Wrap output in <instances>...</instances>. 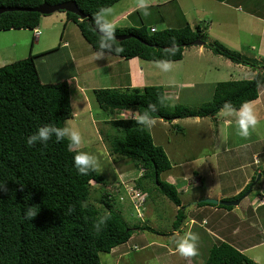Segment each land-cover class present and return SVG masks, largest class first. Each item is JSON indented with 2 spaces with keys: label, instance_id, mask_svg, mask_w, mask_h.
<instances>
[{
  "label": "trees",
  "instance_id": "16d2710c",
  "mask_svg": "<svg viewBox=\"0 0 264 264\" xmlns=\"http://www.w3.org/2000/svg\"><path fill=\"white\" fill-rule=\"evenodd\" d=\"M69 1H75L85 17L65 12L67 22L76 24L97 52L100 36L94 26V15L122 0H0V8L31 9L43 3L59 5ZM43 17L29 11L0 14V32L34 30ZM151 28H116V36L132 37L115 40L114 46L123 49L119 54H106L128 60L176 62L183 59L185 50L196 40L204 38L200 29L194 31L189 25L154 33ZM206 47L215 55L250 67L254 77L218 82L212 100L197 109L178 104L170 111L163 86L93 92L106 114L138 115L107 122L115 130L109 151L139 163L136 165L144 173L137 179L138 189L146 192L144 181L152 180L157 191L179 207L175 230L181 229L187 206L182 205L176 185L161 179L162 173L172 168L165 149L155 144L150 130L137 120L146 112L154 119L170 123L193 117L214 118L225 102L238 109L244 102L258 100L264 88V63L242 58L218 42L207 43ZM32 50L33 45L26 58L0 67V184L5 183V190H0V264H102L100 253H111L126 244L134 229L116 209L114 196L104 193L99 200L101 209L90 202L93 182L102 186L106 180L97 168L86 176L77 173L73 165L76 151H69L67 139L56 142L53 138L47 145L27 146V137L41 125L64 127L74 118L68 81L44 83L37 68V60L44 54L35 55ZM151 104L156 105V111H150ZM261 174L264 175V169ZM252 184L227 201L242 198ZM208 205L203 201L198 203L199 207ZM26 207L37 211L31 220L24 217ZM206 264L255 263L232 245L221 242L209 250Z\"/></svg>",
  "mask_w": 264,
  "mask_h": 264
},
{
  "label": "rangeland",
  "instance_id": "374dc122",
  "mask_svg": "<svg viewBox=\"0 0 264 264\" xmlns=\"http://www.w3.org/2000/svg\"><path fill=\"white\" fill-rule=\"evenodd\" d=\"M170 1L148 0L150 15L145 16L141 10L137 9L132 15L134 22L139 26H146L149 30L151 27H156L158 31L163 30L164 26L165 29H179L189 25L194 31L200 29L206 43L218 42L228 50L241 54L242 58L252 62L257 60L264 63V0H224L223 4L219 3L218 0ZM137 2L138 0H122L113 5L109 8L111 10L109 19L112 20L113 13L117 9L119 12L123 11L125 7L129 10L133 9L137 6ZM190 4L195 5L194 9L189 8ZM251 11H255L254 14L259 15L260 18L250 16L248 13ZM63 13L66 15L62 11L56 12L52 14L56 16L55 19H48L45 24L40 23L37 28L41 32L39 42H36L33 31L29 29L7 32V38L2 37L3 43L0 38V46L4 48L11 45L13 48L16 45L14 50L10 49L7 57L10 61L7 65L21 60L24 53L30 52L32 45L35 49L33 54L37 53V49L44 44L45 40L55 39L56 47H54L57 48L58 43L62 41L61 34L64 32L67 36H64L63 41L69 43L68 50L70 52L66 49H55L44 53V56L37 60L40 77L44 83H54L72 77L74 59L77 60V68H80L77 75L81 70L82 77H79L81 81H86L84 71L86 64L83 62L87 63V59L91 60L90 57L96 55V51L83 38L76 24L70 21L66 28L63 27L66 20L63 18ZM33 39L35 40L34 43L32 42ZM202 49L201 51L200 46L187 48L184 52L183 61L171 65L167 72L162 71L157 66L151 68L152 70H161L164 73L153 76L155 78L153 80H147L146 83L149 86H165L166 82L171 81L170 79L176 80V82L172 81L175 86L166 88L167 106L170 111H173L178 104L197 109L202 104L210 102L213 98L214 86L218 82L245 80L254 77L255 74L252 75L254 72L250 67L237 65L222 56L215 55L206 46H202ZM8 50L9 48L6 49V52ZM198 52H203L200 57ZM105 58L114 60V55L106 54ZM90 63L97 67L96 63ZM103 63L107 64L108 61L104 60ZM121 76L126 80L124 75ZM107 80H104L105 85H108ZM120 80L122 82V79ZM119 81L117 85L120 84ZM188 82L202 83V87L195 94L191 91L179 94V86L177 85L180 83L182 86ZM70 88L72 105L76 112L80 111V120L78 117L77 121H67L66 125L74 126L81 132L83 140L79 150L87 152L97 159V169L106 180L102 186L93 183L90 202L101 209L102 205L99 200L102 195L107 192L114 196L116 209L122 213L124 219L134 229L131 239L126 244L115 248L111 253H100L102 264H168L174 259L167 253L176 248L175 241L188 231L196 233L199 239L197 255L186 257V260L190 259L196 264H205L212 245L220 242L207 234V230L210 228L208 222L210 223L211 220L204 221L203 215L196 216L197 212H195L192 201L208 195L210 190L216 193L219 190L222 193H231L233 187H239L244 182L243 178L246 174L249 177L252 176L253 184H259L254 189L252 204L256 205L264 196V179L259 178L263 175L257 173L259 166L254 165L255 155L264 154V120H261L262 117L259 118V124L256 128L250 129V135L247 138L242 136L238 138L240 141H247L246 143L250 147L245 146L244 149H236L229 146V153H225L224 149H227L228 145H232V143H228L226 140L228 137L229 140H233L231 134L232 130L235 131L236 126L228 129L225 127V121L219 115L217 116L218 121L211 118L197 119V117H193L177 120V125L155 119L161 121L148 129L155 137V142L165 149L172 163V168L162 173L161 179L166 181L171 178L170 176L175 175L174 179L178 182L177 189L180 190L179 196L187 206L185 210L186 219L181 229L175 230L174 222L177 219L178 208L166 196L157 191L154 181L151 182L152 180H145L143 184L146 188L147 199L150 200L148 202L149 212L147 211V204L143 205V207L146 206V210L143 208L138 211L141 207L134 203L135 194L131 197L129 192L132 193L133 190H136L135 193L141 191L145 194L144 190L138 189L136 185L137 179L143 174V170L137 166L139 165L137 161L110 153V137L115 133V130L107 124L114 119L134 118L138 115H127V112L106 114L98 106L93 93H89L87 100H84L80 105V98L73 83H70ZM263 89L260 91L264 92ZM193 95H196L197 98H191ZM262 95L264 99V94ZM168 98L174 99V106H169ZM222 115L224 116L223 113ZM213 144H217L218 159L220 156V160L223 161L218 162V159L207 156L210 154L209 151L212 150ZM261 157L264 160V156ZM262 158L260 159L262 160ZM211 169H214L215 172H212ZM198 172L203 176L204 182L190 186L191 180L200 176ZM253 184L250 189L254 187ZM136 210L141 213L143 219L137 216ZM253 210L254 208L251 207V214ZM259 213L263 218L264 208ZM232 217L229 226L230 231L226 232L225 235L231 236L236 227L241 230L236 240H244L246 235L250 236V223H242V220H239L236 215ZM191 219H195V221L191 222ZM217 219L218 217L213 218V221ZM263 228V224L255 225L253 237L244 245L253 246L262 243L249 252L250 255H257L262 258L261 264H264V236L260 235ZM178 258L181 260V264H186L185 258L181 254H178Z\"/></svg>",
  "mask_w": 264,
  "mask_h": 264
},
{
  "label": "crops",
  "instance_id": "0c3cea01",
  "mask_svg": "<svg viewBox=\"0 0 264 264\" xmlns=\"http://www.w3.org/2000/svg\"><path fill=\"white\" fill-rule=\"evenodd\" d=\"M171 1H174V0H171ZM218 2L223 4L225 1L224 0H222V1L218 0ZM194 7H195V5H193V4L189 5L190 9H194ZM137 9H138L137 6L135 8H133V9H130V10L125 7L123 9V11H121V12H119V9H117L113 13L111 22L116 26L117 29H120V28L121 29L122 28H131V27H140L139 25H137V23L134 22L133 17H132L133 13L135 11H137ZM254 12L255 11H251L248 14L250 16H255L257 18H260L259 15H257V14L255 15ZM51 18L55 19L56 16L51 15V16L43 17L42 20H41V24L47 23V20L51 19ZM63 18L66 19L64 25L66 24V27H67L69 22H67V15H65L64 13H63ZM114 20H115V23H114ZM193 21L195 22V20H193ZM152 28H156V27H152ZM165 28L166 27L164 26L163 30ZM11 31L13 32V31H21V30H11ZM7 32H9V31L0 32V38H1V42L2 43H3L2 37L4 36V38H7V35H6ZM33 35H34V31H33ZM64 36H67V35L63 32L61 34L62 41L59 42L60 44L58 43L57 48H55L56 47L55 39L52 38L51 40H49V39L45 40L44 44L37 49L38 51H37V53H35V55H42V54H44L46 52H49V51H52V50H55V49H59V50H65L66 49V50H68L69 43L63 41ZM39 39L36 40V42L37 41L39 42ZM34 41L35 40L33 39L32 42L34 43ZM3 48H4L3 46H0V67H2L4 65H7V63H9L10 60H8L7 57L9 56L10 49L14 50L16 48V45L13 48H12V45L11 46H7L4 49ZM8 48H9V50H8V52H6V49H8ZM1 50H2V52H1ZM34 50L35 49H34V46H33V50H32L33 53H34ZM200 50L201 51L203 50L202 46H200ZM68 51L70 52V50H68ZM29 53H24L22 58L27 57L29 55ZM202 53L203 52H198L199 57H200V55ZM90 58H91V60L87 59V63L83 62L84 64H86L84 66L85 77L87 79L86 81H84V82L81 81V79L79 77V76L82 77L81 70H80L79 75H77V71L80 68L79 67L77 68V65H76L77 64V60L75 61L74 59H73V63L75 65H73V71H74L73 76L69 77L68 79H66L68 81L69 85H70V83H73L75 91H76L77 95L80 98V105H81V103L84 100H87L86 99L87 95L89 93H93L95 90H98V89H119V90H125V89H129V88H131V89L132 88H143L145 86H149L148 83H146L147 80H153V79H155L153 76H156L157 74L161 75V74L164 73L161 70L158 71L156 69H153L154 70L153 71L151 69V68H154V66H157L156 62H154V61H146V60L139 59V58H132V59L128 60V59H123V58H119V57H115V56H114V60H110V59H107V58H103V60L102 59L95 60V55H92ZM183 59H184V57H183ZM183 59L181 61L168 62V63L170 64V66L171 65H175V64H178V63L182 62ZM104 60H107L108 63L104 64L103 63ZM90 62L96 63L97 67H96L95 64L92 65ZM47 74H50V73H47ZM253 74H255V73H252V75ZM121 75H124L126 80H124ZM63 77H65V76H63ZM106 79H108L107 80L108 81V85L104 84V80H106ZM119 79H122V82H121V80L119 81ZM48 80H50V79H48ZM61 80H63V79H61ZM170 80L171 81L166 82L165 83L166 85L163 86L165 88V90H166V88H170V87L175 86V84H173L172 81L176 82V80H172V79H170ZM118 81L120 83L119 85H117ZM195 81H197V80H195ZM102 82H103V84H102ZM201 85H202V83L199 84L197 82H188V83L182 84V86H180V83H179L177 86H179L178 87L179 94L181 92H186V91H191L193 94H195V92L197 90L201 89V87H202ZM154 86H157V85H154ZM70 90H71V88H70ZM262 94H264V92L260 91V97L258 98V100L251 102V104L253 105L254 109L257 112L258 119L260 117H262L261 120H264V99L262 98V96H263ZM93 95H94V93H93ZM195 97H196V95H193V97H191V98H195ZM86 105H87V103H86ZM73 110H74V118L71 119V121L72 120H76L78 117H79V120H80V115H79L80 111L78 110L77 111L78 113H77L75 111L74 107H73ZM222 113L223 112L221 111L218 115L221 116L222 120L225 121V127H227L228 129H231L233 126H236V128H234L235 131L232 130V134H231L233 140H229V137L226 140L228 143H232V145L229 144L227 149H224V152L225 153H229V151H228L229 146H233V148H236V149H239V148L240 149H244L245 146L250 147V145L248 143H246L247 141H244V140L240 141L238 139L240 137V135L238 134L239 129H238V125L236 123L235 118L234 117H225V116L222 115ZM217 116L214 117V118H211V119L218 121V117ZM197 119H203V118H198L197 117ZM155 121H156V123H158L161 120H155ZM176 122H177V120L172 122V123H174V125H177ZM153 138H154V142H155V137H153ZM230 141H232V142H230ZM155 144L158 145L156 142H155ZM159 146H161V145H159ZM216 147H217V144H213L212 148H211L212 150L209 151L210 154H208L207 156H211V157H213L214 159L217 160L219 153H217L218 152V148H216ZM261 156H264V154L261 155V154L258 153V154L255 155V158H254V165H258L259 166L257 168V173H261L263 171L262 168L264 169V160H263V158ZM260 158H262L263 162H262V160ZM221 161H223V160H220V156H219L218 162H221ZM214 167H216V166H214ZM211 170H212V172H215V171H213L214 169H211ZM198 173H200V172H198ZM174 176L173 175L170 176L171 178L167 179L166 181L171 183V184L176 185V187H177L178 182H177L176 179H174L175 178ZM197 177H198L197 178L198 180L197 179L191 180V185L190 186H192L195 183L196 184H202V182H204L203 181L204 178L201 175V173H200V176H197ZM219 177H221V176H219ZM263 179H264V175L261 176V180H263ZM243 181H242L243 183L239 187H236V188L233 187L231 193H222L221 190H219V192L216 193L215 191L210 190L208 195L202 197L199 200L195 199L194 201H192V205L195 208V212H197L196 216H202L203 215L202 219L204 221H208L209 219L211 220L210 223L208 222V226L210 228H208V230H207V234L210 237L215 238L220 243L221 242H226V243L232 245L237 250H239L240 252L244 253L255 264H261L260 262H261L262 258H260L257 255L256 256L255 255H250L249 252L252 249H254L255 247H257L259 245H262V243L254 244L253 246L252 245L244 246L251 240V237H253L252 234L255 232L254 226L255 225H260V224L264 225V217L262 218V216L259 213V211H261V209L264 208V196L262 197V199L259 202H257L256 205L252 204V202H253L252 195H253L254 189L257 188V186H259L258 183H255L256 185L253 184L254 187L252 189H250L251 191H250L249 195L246 196L244 199H242L241 203L238 206H234L232 209L220 208V207H218L219 205H213V204H210V205L204 206V207H199L198 206V203L202 202L204 200V198L205 199L206 198H211V199H217L219 201H222V200H231V199L237 197L241 192H243L245 189H247V187L250 184H252V182H253L252 176L249 177L246 174L244 176V178H243ZM178 192H180L179 189H178ZM148 202H150V200L147 201V211L149 212ZM182 205H185V203L183 201H182ZM230 207H232V206H230ZM251 207L254 208L252 214H251V211H250ZM177 208L179 210V207H177ZM177 214H178V212H177ZM233 215L238 216L239 220H242V223H247V224L250 223V230H251L250 236L246 235L244 240H242V239L236 240L238 238V235L241 232V230L237 229L236 227H235V229H233V232H232L231 236H226L225 235L226 232L230 231L229 226L231 225V221L233 219V217H232ZM217 217H218V219L216 221H213V218H217ZM192 221H195V219H191V222ZM260 235L264 236V228H263V231L260 233ZM215 245H217V244H215ZM213 246L214 245H212V247ZM178 254L179 253L176 251V248L175 249H171L167 253V255H169L170 257H173L174 261L173 262H169L168 264H178V263L181 264L182 262L178 258ZM183 257L185 258L184 261H186V264H196V262H193L190 259L186 260L185 256H183ZM205 264H206V261H205Z\"/></svg>",
  "mask_w": 264,
  "mask_h": 264
},
{
  "label": "clouds",
  "instance_id": "9594fccd",
  "mask_svg": "<svg viewBox=\"0 0 264 264\" xmlns=\"http://www.w3.org/2000/svg\"><path fill=\"white\" fill-rule=\"evenodd\" d=\"M137 8L142 11L143 15H150V5L148 3V0H138ZM110 15V9H100L94 15V26L100 36L99 48L96 52L95 60L105 58L106 53L119 54L123 51V49L114 46V42L116 40V26L109 19ZM156 65L164 72L170 70V64L167 61H157ZM168 100L169 106H174V99L168 98ZM149 109L150 111H156V105H149ZM221 111L223 112L225 117L235 118L239 129L238 134L242 137L247 138L250 135V129L254 130L259 124L257 112L251 102L242 103L238 109L235 108L231 102H225L222 106ZM137 123L143 125L146 128H152L155 126L156 121L151 115H149L148 112H146L139 117ZM53 138H55L56 142H61L67 139L69 151H76V154L73 156V165L79 175L86 176L91 171H94L97 168V159L93 155L79 150L82 144L83 137L78 128L74 126L66 125L64 127H57L54 124L45 123L38 127V129L34 133L27 137L26 144L29 147L37 144L47 145V143L53 140ZM4 185L5 183L0 184V190H5ZM135 192L136 190H133L132 193L129 192V195L133 197L134 194L136 195L140 193L142 196L146 197V201L144 203V205H146L148 201L146 192L143 191L145 194H143L141 191H138L137 193ZM144 209L146 210V206H144ZM70 211H72V209H70ZM36 214L37 211H33V207H26V209L24 210V217L26 220H31ZM140 214L141 213H138L137 211V216L143 219L141 217L142 215ZM101 222H104L103 218ZM198 239L199 237L196 233L191 231L186 232L184 236L175 241L176 251L185 257L196 256L198 253Z\"/></svg>",
  "mask_w": 264,
  "mask_h": 264
},
{
  "label": "water",
  "instance_id": "95a60500",
  "mask_svg": "<svg viewBox=\"0 0 264 264\" xmlns=\"http://www.w3.org/2000/svg\"><path fill=\"white\" fill-rule=\"evenodd\" d=\"M14 11H29V12H37L39 14H42L44 16H48V15H52L56 12H67V13H72L75 14L79 17L84 18V14L80 11L77 3L75 1H69V2H65L59 5H51L49 3H43L42 5L36 7V8H31V9H24V8H16V7H7V8H0V14L6 13V12H14ZM132 36L130 35H126V36H116V40L122 41V40H126L131 38ZM206 42L203 40H196L193 43V46H205ZM171 49V48H168ZM261 178V177H259ZM251 191V190H250ZM250 191L245 194L242 198L238 199V200H234V201H227V200H222L219 201L217 199H205L203 200V202L207 203V204H213V205H223L226 207H230V206H237L240 204V202L242 201V199H244L246 196L249 195Z\"/></svg>",
  "mask_w": 264,
  "mask_h": 264
},
{
  "label": "built area",
  "instance_id": "2783aa9c",
  "mask_svg": "<svg viewBox=\"0 0 264 264\" xmlns=\"http://www.w3.org/2000/svg\"><path fill=\"white\" fill-rule=\"evenodd\" d=\"M155 31H156L155 28L151 29V32L154 33ZM40 36H41V32L38 29H35L34 30V38L35 39H39ZM135 197H136L135 200H134L135 203H137V206L141 207V208L138 209V211H141L144 208L143 205H144V203L146 201V197L142 196L140 193L136 194Z\"/></svg>",
  "mask_w": 264,
  "mask_h": 264
}]
</instances>
